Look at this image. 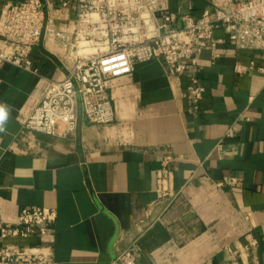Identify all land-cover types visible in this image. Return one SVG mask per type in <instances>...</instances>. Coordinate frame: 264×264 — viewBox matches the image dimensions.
I'll return each mask as SVG.
<instances>
[{
    "label": "crops",
    "instance_id": "1",
    "mask_svg": "<svg viewBox=\"0 0 264 264\" xmlns=\"http://www.w3.org/2000/svg\"><path fill=\"white\" fill-rule=\"evenodd\" d=\"M15 1L0 0V18ZM209 8V0H169L178 26ZM76 22L75 3H52L33 56L40 75L0 65V228L23 208L57 212L50 236L4 242L47 243L58 264H118L136 239L135 264H264V74L235 68L264 65V50L240 49L217 30L221 57L213 62L205 50L194 73L206 88L198 109L188 98L191 76L176 79L152 60L109 80L113 124L90 123L80 111L73 135L26 131L48 79L66 76L55 33ZM166 156L179 192L167 210L156 193ZM230 178L238 184L227 186Z\"/></svg>",
    "mask_w": 264,
    "mask_h": 264
},
{
    "label": "built area",
    "instance_id": "2",
    "mask_svg": "<svg viewBox=\"0 0 264 264\" xmlns=\"http://www.w3.org/2000/svg\"><path fill=\"white\" fill-rule=\"evenodd\" d=\"M54 2L64 8L75 3L77 22L72 31L55 33L66 76L48 79L43 96L23 119V129L30 132L73 135L80 111L90 123L113 124L116 110L108 93L109 80L129 74L136 63L152 60H162L176 79L191 76L188 98L198 109L206 88L194 73L205 50H211L213 62L221 57L217 30H223L240 49L264 50V0H209L211 8L198 17L183 15L180 26L177 14L170 12L169 0H20L8 2L2 10L0 65L8 63L40 75L33 56L44 38ZM235 68L239 73L256 69L264 74V65L255 63H238ZM234 134L229 128L225 136ZM172 161L173 157L166 156L156 172L157 202L165 210L179 196ZM238 182L230 178L226 185ZM56 220L57 212L48 207L21 209L15 223L0 228V264H58L47 243L4 242L33 235L48 237ZM139 252L136 239L118 254L116 263L135 264Z\"/></svg>",
    "mask_w": 264,
    "mask_h": 264
},
{
    "label": "clouds",
    "instance_id": "3",
    "mask_svg": "<svg viewBox=\"0 0 264 264\" xmlns=\"http://www.w3.org/2000/svg\"><path fill=\"white\" fill-rule=\"evenodd\" d=\"M4 115V113L2 112V110H0V117H2Z\"/></svg>",
    "mask_w": 264,
    "mask_h": 264
}]
</instances>
